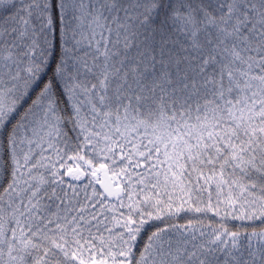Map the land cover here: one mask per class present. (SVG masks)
I'll use <instances>...</instances> for the list:
<instances>
[{"label": "snow or ice", "instance_id": "obj_1", "mask_svg": "<svg viewBox=\"0 0 264 264\" xmlns=\"http://www.w3.org/2000/svg\"><path fill=\"white\" fill-rule=\"evenodd\" d=\"M0 264H264V0H0Z\"/></svg>", "mask_w": 264, "mask_h": 264}]
</instances>
